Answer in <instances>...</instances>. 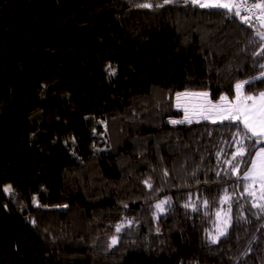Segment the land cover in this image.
I'll return each mask as SVG.
<instances>
[{"label": "trees", "instance_id": "1", "mask_svg": "<svg viewBox=\"0 0 264 264\" xmlns=\"http://www.w3.org/2000/svg\"><path fill=\"white\" fill-rule=\"evenodd\" d=\"M257 13L0 0V264H264V138L176 104L264 91Z\"/></svg>", "mask_w": 264, "mask_h": 264}, {"label": "snow or ice", "instance_id": "2", "mask_svg": "<svg viewBox=\"0 0 264 264\" xmlns=\"http://www.w3.org/2000/svg\"><path fill=\"white\" fill-rule=\"evenodd\" d=\"M172 2V0H164L165 4ZM185 4H192L193 6H198L200 8H208V9H218V10H226V12L230 15L240 16L241 10L250 11L243 0H184ZM157 7H162V5H156ZM138 7L150 8L151 4L145 3L138 5ZM253 7H258L264 10V3L253 5ZM242 21L245 23H250L248 17H241ZM262 38H264V33L259 34ZM261 69H264V64L260 65ZM111 74H115L114 70ZM253 79H264V71L261 72L260 77H255ZM252 83V81L245 80L240 81L235 85L237 92V102L235 104H231L229 106H220L218 108V114L223 119H228L230 121H239L243 124L245 135L250 133V136H247L248 139L256 138V143H260V138H264V91L258 93V95H247L241 96V90ZM180 95L185 94H177L178 98ZM202 95H207L204 93ZM221 101L227 100V97L222 96ZM217 106L212 105L211 108H216ZM204 111H209V108H204ZM172 123H183V121H172ZM239 134V133H238ZM241 146L237 149V152L234 153V158L236 156L244 155V147L242 142ZM239 168V164L233 169V171H237ZM243 179L245 181L251 180L253 184L259 183L261 188L260 198L264 199V147L260 148L256 153V158L252 160L251 167L244 172ZM9 188H6L5 191H9ZM245 191L249 193V195H255L253 191L250 190L248 185H245ZM188 205H185L187 207ZM254 207H261L260 205H253ZM157 208H160V205H156ZM120 231V227L117 226V232ZM220 235H224L225 233L221 231ZM116 242V238L113 237V243ZM213 242H216L213 240Z\"/></svg>", "mask_w": 264, "mask_h": 264}, {"label": "rangeland", "instance_id": "3", "mask_svg": "<svg viewBox=\"0 0 264 264\" xmlns=\"http://www.w3.org/2000/svg\"><path fill=\"white\" fill-rule=\"evenodd\" d=\"M179 94H187L180 95L179 98L177 96V107L184 110V116L182 119L184 120H192L200 117H211L218 118L220 115L218 114V108L220 106H229L231 105V101L229 102V98L227 100L213 102L208 96L202 95L205 92L203 91H191L185 90L178 92ZM226 97V96H225ZM212 105L217 106L216 108H211ZM204 108H209V111H204Z\"/></svg>", "mask_w": 264, "mask_h": 264}, {"label": "built area", "instance_id": "4", "mask_svg": "<svg viewBox=\"0 0 264 264\" xmlns=\"http://www.w3.org/2000/svg\"><path fill=\"white\" fill-rule=\"evenodd\" d=\"M243 3H245L247 5V7L250 9V11H244L241 10V12L245 13L247 16H257V7H253V4L251 1L249 0H243Z\"/></svg>", "mask_w": 264, "mask_h": 264}, {"label": "crops", "instance_id": "5", "mask_svg": "<svg viewBox=\"0 0 264 264\" xmlns=\"http://www.w3.org/2000/svg\"><path fill=\"white\" fill-rule=\"evenodd\" d=\"M261 92V91H260ZM253 95H258V93L257 94H253ZM243 97V96H242ZM231 101V103L232 104H235L236 102H237V98H235V99H229V102ZM209 118H211V117H209ZM222 117L220 116V117H218V118H212V119H221ZM262 147H264V146H260V147H258L257 149H256V151H255V153H254V155H253V159L252 160H254L255 158H256V153L259 151V149L260 148H262ZM251 167V164H250V166H249V168ZM248 168V169H249ZM247 169V170H248Z\"/></svg>", "mask_w": 264, "mask_h": 264}]
</instances>
